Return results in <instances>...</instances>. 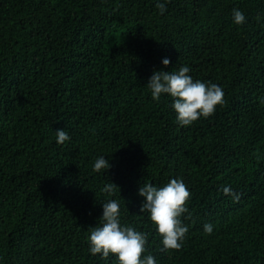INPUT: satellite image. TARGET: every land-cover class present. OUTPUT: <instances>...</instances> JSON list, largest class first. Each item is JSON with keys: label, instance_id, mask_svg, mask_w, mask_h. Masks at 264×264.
<instances>
[{"label": "trees", "instance_id": "trees-1", "mask_svg": "<svg viewBox=\"0 0 264 264\" xmlns=\"http://www.w3.org/2000/svg\"><path fill=\"white\" fill-rule=\"evenodd\" d=\"M164 2L0 0V264H119L88 242L113 198L159 264H264V0ZM182 64L226 100L187 126L146 84ZM174 176L188 232L163 249L138 187Z\"/></svg>", "mask_w": 264, "mask_h": 264}, {"label": "clouds", "instance_id": "clouds-1", "mask_svg": "<svg viewBox=\"0 0 264 264\" xmlns=\"http://www.w3.org/2000/svg\"><path fill=\"white\" fill-rule=\"evenodd\" d=\"M157 5L161 13L166 11L164 0H157ZM232 18L238 25L247 20L244 10L239 7L232 9ZM161 61L168 65L171 58L164 56ZM146 84L156 101L165 94L173 98L171 106L178 124L182 126L191 125L201 116L213 114L218 105L226 102L223 87L215 82L194 78L188 64L180 65L177 70L154 68ZM55 132L58 143L71 138L65 128H57ZM111 166L105 154L98 155L93 163V168L97 171H105ZM116 186L115 182L108 183L103 190L112 192ZM138 194L144 198L140 204L141 210H148L156 231L161 234L162 248L183 247L188 225L183 222L182 215L188 211L187 201L191 196L184 179L174 176L163 185L145 181L138 187ZM101 203V219L92 226L88 236L90 253L100 254L102 257L114 254L119 264H159L155 256L147 251L148 233L122 223L120 201L113 198ZM203 227L208 233L214 228L210 221L205 222Z\"/></svg>", "mask_w": 264, "mask_h": 264}]
</instances>
